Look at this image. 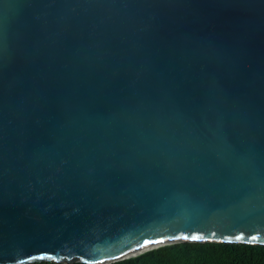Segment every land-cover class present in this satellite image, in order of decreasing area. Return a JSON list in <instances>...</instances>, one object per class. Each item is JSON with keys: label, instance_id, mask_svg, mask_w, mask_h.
<instances>
[{"label": "water", "instance_id": "obj_1", "mask_svg": "<svg viewBox=\"0 0 264 264\" xmlns=\"http://www.w3.org/2000/svg\"><path fill=\"white\" fill-rule=\"evenodd\" d=\"M192 235L264 245V0H4L0 264Z\"/></svg>", "mask_w": 264, "mask_h": 264}, {"label": "trees", "instance_id": "obj_2", "mask_svg": "<svg viewBox=\"0 0 264 264\" xmlns=\"http://www.w3.org/2000/svg\"><path fill=\"white\" fill-rule=\"evenodd\" d=\"M113 264H264V245L184 242Z\"/></svg>", "mask_w": 264, "mask_h": 264}, {"label": "snow or ice", "instance_id": "obj_3", "mask_svg": "<svg viewBox=\"0 0 264 264\" xmlns=\"http://www.w3.org/2000/svg\"><path fill=\"white\" fill-rule=\"evenodd\" d=\"M4 2V0H0V4H2ZM169 239H180V237H170ZM183 240H185V241H188V240H191L192 242H206L205 241V238L204 237H202V236H198V235H192L191 237H189V236H184L183 238H182ZM242 239V237H236V240L237 241H239V240H241ZM257 240V237L256 236H251V241H256ZM164 241L163 240H157V241H145L144 242V245H142V246H147V245H149V244H151V243H163ZM232 241H228V243H231ZM33 259H35V257H32ZM41 259H42V257H41ZM19 264H23V261L22 260H20L19 261Z\"/></svg>", "mask_w": 264, "mask_h": 264}]
</instances>
